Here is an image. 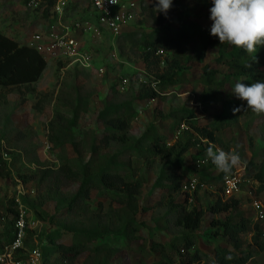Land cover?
Wrapping results in <instances>:
<instances>
[{"label":"rangeland","instance_id":"1","mask_svg":"<svg viewBox=\"0 0 264 264\" xmlns=\"http://www.w3.org/2000/svg\"><path fill=\"white\" fill-rule=\"evenodd\" d=\"M199 1L185 0V3L189 7H195ZM126 5L132 9L134 21L123 28L120 36L115 37L96 24L93 8L87 0H60L48 12L46 8L30 7L28 0H0V33L21 42L22 45L36 47L34 37L37 35L49 42L52 40L51 34L62 36L67 32L64 27H70L71 36L80 41L81 49L91 63L89 68H81L71 65L65 58L52 59L46 56L48 67L41 80L31 86V91L22 88L5 91L0 87V145L12 175V181H0V202L7 204L9 199L16 198L18 185L23 183L20 176L35 173L41 168L57 169L60 166L61 154L49 140L50 123L60 113L66 118L63 124L70 136L65 148L66 155L74 158L77 167H86L101 155L109 158L111 166L123 172L127 178L147 179L148 184L140 205L148 210V213L136 217L124 213L125 223L139 224L147 242L150 240L163 244L173 264H192L189 258L195 250H198L200 260L194 264H216L215 249L223 245L225 239L214 235L217 228L212 223L224 221L225 215H213L208 212L203 226L194 233L164 222L169 215L171 201L163 188L168 184L165 181L164 165L157 158L150 167L139 152H145L149 147L146 138L148 129L154 124H157L158 128L162 126L169 134L168 147L178 142L190 145L189 151L184 155L185 181L192 178L208 181L220 171L211 169L212 166L206 161L201 162L205 165L202 169L194 167L196 159L207 158L208 141L198 136L190 125L192 122L180 120L188 112L195 111L200 116L196 123L204 127L212 122L219 112L212 108L203 110L187 81L165 90L161 87L157 76L163 73L167 61L172 60L171 53H161L160 58L148 61L144 45L149 37L155 38L159 32H164L153 28L149 13L151 7L155 9V2L127 0ZM174 7L172 4L168 11L172 12L170 14L173 19ZM195 21L204 28L211 25V21L207 17L203 19V15ZM78 23L83 29L76 30L75 25ZM86 29L87 32L84 31ZM191 50L192 48L188 53ZM210 60L207 63L211 65ZM183 74H186L188 79L191 78L190 71L185 70ZM146 87L158 93L160 97L153 101L140 102L138 97ZM127 108L133 110L130 144H114L109 151L100 152L105 121L123 113ZM239 126L231 131L232 134L228 133L229 136H235L239 142L237 147L231 149L239 154L240 162L234 167V171L239 170L242 180L241 192L235 198L242 200L243 212L253 211V223L256 224L258 222L253 203L259 201L264 205V178L262 181L255 178L260 173L264 177V113H256L248 108ZM75 143L79 144L77 148ZM214 148L224 151L220 146ZM208 161L210 162L209 159ZM206 181L205 188H199L197 191L200 192V201L193 198L192 202L190 199V209L197 207L206 211L209 204L216 200V186H210ZM24 187L26 194L22 197V204L27 212V221L28 224H35L33 229L29 230L31 235L27 241L28 252L38 249L50 261L54 259L53 247L58 244L70 245L74 233L84 231L86 235L91 233L100 236L94 225L84 227L78 222L89 221L90 213L69 219L61 216L64 208L77 194L78 185L64 192L50 191L44 187L38 190L34 182ZM260 187L263 189L260 190ZM220 196L223 197L222 192ZM182 198L184 196L179 195L176 200ZM99 200H105V196L103 192L96 191L89 202L92 210L98 208ZM109 206L108 200L105 204L106 211ZM117 208V205H113V209ZM4 216L0 206V231L10 228L13 220L10 216L5 222L2 220ZM168 218L172 219L171 216ZM258 224L262 233L258 237L264 243V221ZM119 231L120 226L111 229L108 232L111 239L106 240L107 243L111 244L112 239L118 237ZM256 235L254 232L244 238L243 250L255 256L248 264H264V250L260 248L262 244L258 245L255 241ZM186 237L195 241V248L186 251L185 256L181 258L168 246L172 242L181 244ZM95 248L97 246L92 245L87 249L77 264H97L99 253ZM116 264L170 263L162 256H153L141 262V257L129 254L128 257L118 258Z\"/></svg>","mask_w":264,"mask_h":264},{"label":"trees","instance_id":"2","mask_svg":"<svg viewBox=\"0 0 264 264\" xmlns=\"http://www.w3.org/2000/svg\"><path fill=\"white\" fill-rule=\"evenodd\" d=\"M173 4L175 5L174 19L170 14L172 12L165 16L157 13L153 7L150 8L149 14L153 28L164 32H159L155 38L149 37L144 42L146 59L148 61L158 59L161 53H171L172 60L167 61L165 70L157 76L161 87L165 90L187 81L192 94L196 96V100L202 105L203 110L207 111L212 108L219 112L214 116L212 122L204 127L196 123L200 116L195 111L188 112L180 122L183 120L189 121L188 123L192 122L190 125L202 140L208 141L207 145L220 146L225 152H228L234 146L239 145L238 139L235 136H229L228 133L232 134L235 128L240 127V120L248 110V108H244L240 112L233 111L234 108L245 102L239 100L231 92L238 81L251 84L258 80H264V46L259 47L256 52L248 53L227 42L220 43L217 37L210 35L211 25L204 28L195 21L202 15L203 19L207 17L210 20L209 9L212 6L210 0H200L196 2L195 7H189L185 0H173ZM55 5V0H45L38 9L46 8L48 12ZM191 48L192 50L188 53ZM212 56L213 58H211ZM208 60L211 61V65L207 63ZM47 67V61L36 49L22 45L0 33V87L3 90L12 91L22 88L31 91V86L41 80ZM185 70L190 71V79L185 76L186 74H183ZM159 97L158 93L146 87L141 91L138 100L149 102ZM132 112L131 108H127L123 113L116 114L105 121L100 152L109 151L114 144H130L129 132ZM64 121H66L64 115L58 113L49 126V140L54 149L61 154L60 166L57 169L41 168L35 173L22 175L19 178L26 186L34 182L38 190L44 187L50 191L64 192L78 185L77 194L64 208L61 216L64 219H69L90 213L89 221L78 222L84 227L94 225L100 232V236L91 233L86 235L84 231L76 232L73 234L74 239L70 245L58 244L53 247V260L48 261L44 255L46 258L44 264H77L80 257L92 245L97 246L95 250L99 253L97 264H116L118 258L128 257L129 254H132L133 257H141V262L153 256H162L167 258V263L173 264V260L167 256L163 244L150 240L147 242L139 224L124 222V213L133 217L148 213V210L143 209L140 205L142 194L148 184L147 179L131 180L127 178L123 172L111 166L109 158L101 157V155L94 158L86 167H77L74 158L69 154L66 155L65 148L70 141V136L67 134L69 131L67 127L65 128ZM146 138L149 147L145 152H139V155L145 158L150 167L159 158L166 173L165 181L168 184L163 188L167 191L171 201L169 215L163 221L186 232L194 233L203 226L208 212L213 215H225L224 221L212 223L217 228L214 235L217 238L225 239L223 245L215 249L216 264H248L252 262L255 256L243 250L244 238L256 232L255 241L258 245L262 244L260 248L264 250V243L258 237L262 234L261 229L258 221L256 224L253 223V211L243 212L242 200L236 198L224 200L220 196V192L223 193L224 178L227 174L218 172L208 181L202 178V181H199L201 184L205 185L204 181H206L210 186H216L217 189L214 192L217 195L216 200L209 204L206 211L197 207L190 209L193 198L195 201H200V192H195L192 196L183 193V185L186 180L184 155L189 151L190 145L178 142L174 146L168 147L169 134L166 133V130L164 131L162 126L158 128L157 124L148 129ZM74 146L77 148L79 144L75 143ZM203 161L210 163L211 169H215L207 158L196 159L195 169H202L205 166L201 163ZM233 171L234 167L231 172ZM255 178L262 181L264 177L260 173ZM0 181H12L9 164L4 159L1 145ZM259 189L261 190L263 187ZM96 191L103 192L105 200H99L98 208L92 210L89 202ZM179 195L184 198L176 200ZM108 200L110 206L106 211L105 204ZM113 205H117L118 208L113 209ZM0 206L5 213L3 221L6 222L10 216L13 217L11 227L0 231L1 249L14 239V223L19 212L14 197L9 199L7 204L0 202ZM169 216L172 219L168 218ZM117 226H120L118 237L113 238L111 244L107 243L108 239H111L108 232ZM30 235L31 233L28 232L23 258L28 252L27 241ZM117 244L120 246H115ZM168 248L176 251L182 258L186 251L189 252L195 248V241L186 237L183 243L172 242ZM191 256L189 259L192 264L200 260L198 250H195Z\"/></svg>","mask_w":264,"mask_h":264},{"label":"built area","instance_id":"3","mask_svg":"<svg viewBox=\"0 0 264 264\" xmlns=\"http://www.w3.org/2000/svg\"><path fill=\"white\" fill-rule=\"evenodd\" d=\"M45 0H28L29 6L38 9ZM56 3L60 0H55ZM92 6L95 22L100 28L109 31L113 36L118 37L122 34L123 28L130 25L134 21L132 9L126 5L127 0H87ZM76 30H81V25H75ZM67 31L64 35L58 36L51 34L52 40L45 42L40 35L34 37L36 49L46 60V56L52 59L65 58L69 63L76 67L89 68L91 66L89 57L83 53L81 43L70 34V27H64ZM85 32L88 29L84 30ZM99 32V30H96ZM47 61V60H46ZM241 175L239 170L230 172L224 178L223 199L229 200L235 198L241 192ZM24 183H19L15 204L19 212V216L14 223V239L11 243L4 245L0 249V264H44L45 256L42 251L35 249L25 254V242L28 232L33 229L35 224H28L27 212L22 204V197H25ZM204 189L205 185L200 184L195 178L184 182L183 193L194 194ZM253 210L258 222L264 221V205L259 201H254ZM30 225V227H29ZM26 252V251H25Z\"/></svg>","mask_w":264,"mask_h":264},{"label":"clouds","instance_id":"4","mask_svg":"<svg viewBox=\"0 0 264 264\" xmlns=\"http://www.w3.org/2000/svg\"><path fill=\"white\" fill-rule=\"evenodd\" d=\"M157 13L167 16L173 0H154ZM210 35L227 42L248 53L256 52L264 46V0H210ZM250 67V65H249ZM245 102L233 109L240 112L250 108L256 113H264V80L251 84L235 83L231 92ZM206 156L212 165L224 174H229L239 164L240 157L235 151L225 152L209 146Z\"/></svg>","mask_w":264,"mask_h":264},{"label":"crops","instance_id":"5","mask_svg":"<svg viewBox=\"0 0 264 264\" xmlns=\"http://www.w3.org/2000/svg\"><path fill=\"white\" fill-rule=\"evenodd\" d=\"M8 37V36H7ZM17 41V40H16ZM17 42H19V41H17ZM20 44H22L21 42H19ZM29 47H31V46H29Z\"/></svg>","mask_w":264,"mask_h":264}]
</instances>
